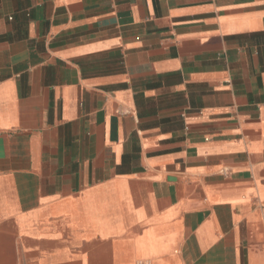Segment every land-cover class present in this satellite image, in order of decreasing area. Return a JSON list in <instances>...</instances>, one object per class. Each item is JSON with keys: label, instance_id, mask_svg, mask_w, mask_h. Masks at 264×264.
<instances>
[{"label": "crops", "instance_id": "crops-1", "mask_svg": "<svg viewBox=\"0 0 264 264\" xmlns=\"http://www.w3.org/2000/svg\"><path fill=\"white\" fill-rule=\"evenodd\" d=\"M264 264V0H0V264Z\"/></svg>", "mask_w": 264, "mask_h": 264}, {"label": "built area", "instance_id": "built-area-1", "mask_svg": "<svg viewBox=\"0 0 264 264\" xmlns=\"http://www.w3.org/2000/svg\"><path fill=\"white\" fill-rule=\"evenodd\" d=\"M139 264H147V263H144V262H139Z\"/></svg>", "mask_w": 264, "mask_h": 264}]
</instances>
